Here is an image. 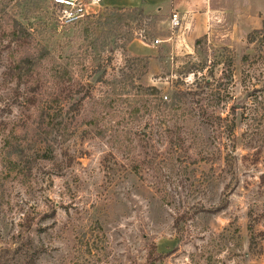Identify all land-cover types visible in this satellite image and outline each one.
I'll return each mask as SVG.
<instances>
[{"label":"rangeland","instance_id":"1","mask_svg":"<svg viewBox=\"0 0 264 264\" xmlns=\"http://www.w3.org/2000/svg\"><path fill=\"white\" fill-rule=\"evenodd\" d=\"M83 1L0 0V264H264V17Z\"/></svg>","mask_w":264,"mask_h":264},{"label":"crops","instance_id":"2","mask_svg":"<svg viewBox=\"0 0 264 264\" xmlns=\"http://www.w3.org/2000/svg\"><path fill=\"white\" fill-rule=\"evenodd\" d=\"M99 7L142 9L164 15L177 13L181 19L180 27L187 28L191 34L200 31V35L206 34L209 28H222L226 25L241 27L243 22L251 20V14H255L261 21L264 17V4L257 2L256 5V0H101ZM171 41L169 38L163 42ZM136 49L130 48L132 53L144 51L137 47ZM146 52L152 54L151 51Z\"/></svg>","mask_w":264,"mask_h":264},{"label":"trees","instance_id":"3","mask_svg":"<svg viewBox=\"0 0 264 264\" xmlns=\"http://www.w3.org/2000/svg\"><path fill=\"white\" fill-rule=\"evenodd\" d=\"M115 9H121V8H115ZM18 31H21L23 32L24 30L23 29H17V28H14L12 29V31L9 33V36H11V40L13 41L14 39L17 40V32ZM247 41H248V44L249 45H255V52H256V55L254 57L250 56V55H245L242 59V65L244 67H249V68H254V66H256L257 62L259 61V59L262 58V56H264V26L262 28V30H256V31H253L252 33H250L248 35V38H247ZM18 74H19V77H22L23 75H21V72H25L26 75H32L33 71L35 70L36 68V65L35 63L30 60V59H23L20 61L19 65H18ZM149 94L151 95H157L159 94V90L155 87H151V88H148L147 89ZM80 102H77L73 105V108L74 107H78V104ZM168 107H166L164 110V116H169L171 113L168 112L167 114V109ZM58 126H60V129L59 130H63V127L61 123H57ZM54 130V128H53ZM23 155L19 156V161L16 162L15 160H12L10 159L8 161V164H5V167L7 169H9L10 171H13V172H18L19 168H21L22 166V162L24 161L23 160ZM249 231H250V249L252 251H255L259 248V239L257 238V235L255 234V230L253 227H249ZM37 251V250H36ZM35 251V252H36Z\"/></svg>","mask_w":264,"mask_h":264},{"label":"built area","instance_id":"4","mask_svg":"<svg viewBox=\"0 0 264 264\" xmlns=\"http://www.w3.org/2000/svg\"><path fill=\"white\" fill-rule=\"evenodd\" d=\"M101 0H91L89 6H94L99 4ZM56 5L65 7L66 10H72L79 13L77 18H82L84 16V8L88 5L84 3L83 0H55ZM181 26V19L177 13H174L171 18V27L173 29H178ZM159 43V41H156Z\"/></svg>","mask_w":264,"mask_h":264}]
</instances>
